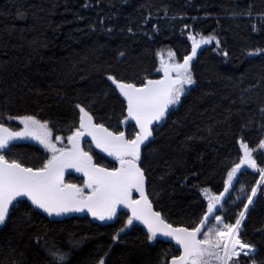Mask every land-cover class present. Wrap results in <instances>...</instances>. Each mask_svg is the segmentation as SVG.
<instances>
[{
  "label": "trees",
  "instance_id": "obj_1",
  "mask_svg": "<svg viewBox=\"0 0 264 264\" xmlns=\"http://www.w3.org/2000/svg\"><path fill=\"white\" fill-rule=\"evenodd\" d=\"M257 13H264V0H0V117L18 129L20 124L6 114H34L51 121L54 136L67 140L78 127L79 103L96 122L132 133L134 123H121L125 104L108 75L138 84L145 77L160 78L158 53L171 50L182 62L191 52L188 33L215 35L219 47L213 41L197 49L191 65L195 83L154 126L142 150L154 209L174 224L190 223L206 205L203 189L222 191L227 170L243 155L241 140L264 167V149L259 148L264 140V52L254 53L264 50V18ZM14 145L5 154L28 166H38L49 155L26 140ZM84 150L111 166L91 144ZM237 175L222 210L230 222L244 210L246 195L260 179L258 170ZM82 181L66 176L69 183ZM261 187L240 229L255 255L241 256L242 264L253 259L264 264ZM26 211V204L18 205L0 226V264H48L45 241L68 253L65 264H97L105 252L106 264H165L176 249L163 239L148 240L136 225L114 241L127 220L124 212L101 223L89 217L51 220Z\"/></svg>",
  "mask_w": 264,
  "mask_h": 264
},
{
  "label": "snow or ice",
  "instance_id": "obj_2",
  "mask_svg": "<svg viewBox=\"0 0 264 264\" xmlns=\"http://www.w3.org/2000/svg\"><path fill=\"white\" fill-rule=\"evenodd\" d=\"M246 14L251 16L252 11L249 9ZM17 15L23 17L24 13L18 11ZM257 15L264 18V13ZM188 39L192 41L191 52L183 57L182 62L171 50L167 60L162 53H158L160 65L156 71L162 73L160 78L145 77L138 84L108 75L107 78L123 97L122 104H125L126 114L121 123L128 125L130 121L135 122L132 133L112 130L104 123L96 122L93 113L79 103L75 105L79 110L78 127L67 136V145L63 135L54 136L49 120L34 114H6L8 121L16 120L23 125L14 129L0 117V225H6L20 204L27 205L26 215L35 210H42L48 216L87 212L100 221L113 220L123 207L129 210L130 215L112 239L119 240L121 233L139 221L147 229L148 240L163 236L175 242V252L170 261L165 259V264H242V255L253 257L254 245L241 238L240 229L249 205L254 203L258 187L264 185V167H258L257 159L253 157L254 149L243 140L240 143L243 155L227 170L222 191L217 193L203 189L206 205L200 216L190 223L177 225L169 222L154 209L149 199L142 145L146 146L145 141L153 136L154 123L164 119L170 107L181 102L186 86L195 83L191 65L197 49L213 41L217 47L220 45L219 39L211 34L190 32ZM262 52L264 50H254V53ZM223 54L228 55L227 52ZM261 111L264 112V108ZM85 136L91 137L95 148L100 150L96 153L97 157L106 153L115 163L107 166L98 162L91 151H85L81 147ZM25 138L37 141L50 153L38 166H28L21 159L5 154L15 146L14 142ZM259 148L264 149V140L259 142ZM244 166L257 169L260 179L256 182L257 186L251 188L250 195H246L244 210L239 212L234 222H230L226 214H222L227 203L225 197L233 189L234 182H238L237 174H243ZM67 169L82 173V183L66 182ZM260 190L264 191V187ZM134 193L138 196L134 197ZM27 222H31L30 216ZM43 246L49 257L48 264H65L68 255L65 250L48 245L46 241ZM108 254L105 252L97 264H106ZM252 264H256L254 259Z\"/></svg>",
  "mask_w": 264,
  "mask_h": 264
},
{
  "label": "water",
  "instance_id": "obj_3",
  "mask_svg": "<svg viewBox=\"0 0 264 264\" xmlns=\"http://www.w3.org/2000/svg\"><path fill=\"white\" fill-rule=\"evenodd\" d=\"M122 97V96H121ZM123 99V97H122ZM132 123L135 124L134 121H131ZM157 124V122L154 123V126ZM152 139V137L149 138V141H145V145L147 146L150 142V140ZM23 140V139H22ZM21 141V140H19ZM19 141H16V142H19ZM14 142V143H16ZM87 143H90L93 145V147L95 148V145L94 143L91 142V137H88V136H85L84 138H82L81 140V147L83 148V146ZM144 145H142V150L146 147ZM96 149V148H95ZM97 151L100 152L99 149H96ZM7 152V151H6ZM5 152V153H6ZM68 174H73V175H77V176H80V177H83V174L82 173H79V172H76L75 169H67L66 172H65V178ZM148 192V190H147ZM136 196H138V193H134ZM227 195V194H226ZM26 200V198H24ZM28 204H30V201H28ZM121 211L125 212L127 215H130V212L128 209L126 208H123L121 207L120 208ZM36 212L46 216V217H49L51 220H62V219H71V218H84V217H90L91 215L88 214L87 212H74V213H68V214H65V215H62V216H48L46 213H43L42 210H35ZM137 225L141 226V227H144V225H142L139 221H136L135 222ZM145 228V227H144ZM146 229V228H145ZM147 230V229H146ZM160 238H163L164 240H166L167 242L175 245V242L174 241H171L170 238L168 237H163V236H159Z\"/></svg>",
  "mask_w": 264,
  "mask_h": 264
},
{
  "label": "rangeland",
  "instance_id": "obj_4",
  "mask_svg": "<svg viewBox=\"0 0 264 264\" xmlns=\"http://www.w3.org/2000/svg\"><path fill=\"white\" fill-rule=\"evenodd\" d=\"M166 54H167V55L163 56L165 60L168 59V53H166ZM189 87H190V86H186L187 91L189 90ZM187 91H186V92H187ZM186 92H185V93H186ZM177 106H178V104L173 105V106L170 107V109L173 108V107L176 108ZM170 109H169V110H170ZM163 120H164V119H162L161 121H158L159 124H162ZM17 122H18V124H19V121H17ZM159 124H158V125H159ZM20 126L23 127V125H21V124H20ZM25 139H26L28 142H30V143H32V144H34V145H37V146L40 147L42 150H44L45 152H47V151L43 148V146L40 145L37 141L32 140L31 138H25ZM64 144L67 145V140H64ZM48 154L50 155V153H48ZM106 156H107V154H106ZM107 157H108V156H107ZM244 168H245V169H249V170L251 169V170H253V171H256V170H257V169L249 168V167H247V166H244ZM90 217H91V219H92L93 221H97V222H101V223L108 222V221H100V220H98V219L93 218L92 216H90ZM0 226H1V225H0ZM131 228H132V227H131ZM131 228L126 229V232H127V231H130ZM152 241H153V240H152ZM242 256H243V255H242Z\"/></svg>",
  "mask_w": 264,
  "mask_h": 264
},
{
  "label": "flooded vegetation",
  "instance_id": "obj_5",
  "mask_svg": "<svg viewBox=\"0 0 264 264\" xmlns=\"http://www.w3.org/2000/svg\"><path fill=\"white\" fill-rule=\"evenodd\" d=\"M107 158H108V160L111 162V165L115 163L112 157H107ZM135 196H136V195L134 194V197H135ZM118 212H119V210H118ZM134 226H135V225H133L132 228H133Z\"/></svg>",
  "mask_w": 264,
  "mask_h": 264
}]
</instances>
